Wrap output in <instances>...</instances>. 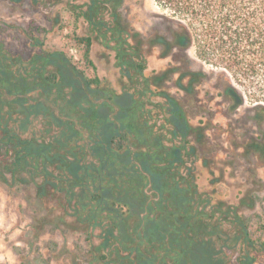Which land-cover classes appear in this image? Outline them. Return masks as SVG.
I'll list each match as a JSON object with an SVG mask.
<instances>
[{
  "label": "trees",
  "instance_id": "16d2710c",
  "mask_svg": "<svg viewBox=\"0 0 264 264\" xmlns=\"http://www.w3.org/2000/svg\"><path fill=\"white\" fill-rule=\"evenodd\" d=\"M64 1L84 26L74 36L83 63L30 30L26 55L0 38V180L31 185L55 222L83 231L87 264H264V242L242 214L253 199L199 190L207 127L167 89L177 75L191 95L205 73L189 63L145 73L155 49L186 59L193 47L230 78L219 95L231 110L249 104L264 123V0H154L168 30L157 23L147 35L124 0ZM94 43L112 53L120 91L86 73ZM247 146L264 165V129Z\"/></svg>",
  "mask_w": 264,
  "mask_h": 264
},
{
  "label": "rangeland",
  "instance_id": "374dc122",
  "mask_svg": "<svg viewBox=\"0 0 264 264\" xmlns=\"http://www.w3.org/2000/svg\"><path fill=\"white\" fill-rule=\"evenodd\" d=\"M64 2L0 0V38L14 51L26 55L29 48L23 31L30 30L43 41L44 48L64 49L75 62L83 63L82 47L76 44L74 36L82 34L84 26L74 20ZM122 11L144 35L157 23L161 31L168 30V23L160 17L164 11L154 0H124ZM91 60L94 68L86 73L106 78L120 91L119 72L112 53L94 43ZM186 63L193 70L203 71L206 77L191 95L173 83L177 75L167 83V89L180 100L188 98L190 103L186 108L192 123L207 127L205 147L195 161L199 190L214 191L215 197L232 203L243 196L252 198L254 206L243 208L242 214L264 242V165L247 148L248 141L260 135L264 123L255 122L249 104L231 110L227 100L219 95L230 78L199 60L193 47L188 49L186 59L178 53L161 57L159 48L155 49L147 58L145 73L168 64L183 67ZM51 208L50 203L42 205L35 199L31 185L25 182L7 184L0 180V264H87L85 233L55 222L48 213ZM91 240L99 242L97 237Z\"/></svg>",
  "mask_w": 264,
  "mask_h": 264
}]
</instances>
